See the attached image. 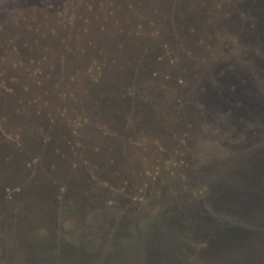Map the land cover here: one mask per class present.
I'll return each instance as SVG.
<instances>
[{"label": "rangeland", "instance_id": "1", "mask_svg": "<svg viewBox=\"0 0 264 264\" xmlns=\"http://www.w3.org/2000/svg\"><path fill=\"white\" fill-rule=\"evenodd\" d=\"M258 31L264 34V0H0V264H43L46 243L56 250L51 242L59 249L83 246L97 256L93 264H102L115 212L105 213L98 202L78 212L81 205L67 192L72 179L90 183L88 193L97 199L111 193V201L121 202L123 196L139 199L144 192V213L130 214L133 223L140 234L152 230L163 239L161 245L167 244L172 234L155 227L164 211L159 201L167 189L175 191L180 175H189L186 164H180L185 157L219 160V169L227 173L231 164L225 160L233 146L251 144L244 154L260 156L264 111L237 102L245 109L239 117L209 109L202 119L196 112L208 104L196 89L226 100L219 79L231 73L249 78L245 93L257 101L264 98V39ZM185 88L195 94L182 102L189 155H175L183 148L178 136L160 140L124 127L128 120L133 125L141 120L134 115L139 108L155 113L152 105L176 103ZM104 103L124 106L120 119L104 108L106 122L116 126L108 132L111 138L94 123L102 119L96 106ZM206 114L212 116L206 119ZM104 162L112 169L108 175ZM34 163L43 166L26 170ZM199 169L191 175L201 174ZM44 191L51 202L38 205L44 210L50 205L52 221L59 224L54 232L41 226L50 212L40 213L28 203ZM38 212L42 219L34 220L35 227L21 237L14 233L16 217ZM32 255L40 262H32ZM59 264L73 263L66 258Z\"/></svg>", "mask_w": 264, "mask_h": 264}, {"label": "trees", "instance_id": "2", "mask_svg": "<svg viewBox=\"0 0 264 264\" xmlns=\"http://www.w3.org/2000/svg\"><path fill=\"white\" fill-rule=\"evenodd\" d=\"M257 34L264 39L263 32L258 31ZM241 77L242 75L238 76L233 73L225 75L219 79V86L222 89L231 88V107L238 106V102L243 104L244 107L250 108L249 104H253V98L245 93V90L250 88L249 78L243 79ZM240 106L242 108L236 107V110L231 108V112L235 115H243L241 112L237 113L242 111L241 109L245 110L242 105ZM253 106L255 105L253 104ZM241 158L242 164H245L246 167L247 160L244 157ZM69 194L75 200L86 195L83 190L79 189H71ZM165 197L159 202L164 204ZM186 203L175 208L172 213L165 212L166 209L163 206L164 211H161V217L156 220L155 227L158 229L165 227L172 234L171 240H168L165 245H161L163 239L155 236L156 232L152 230L146 235L137 232L138 228L136 229V225L133 223L134 218L132 219L130 214L137 212L140 216L144 213L143 207H141L142 212L140 213V205L138 207L122 208L121 204L117 205L113 201L108 203L107 206L101 205L104 207L105 213L108 210L115 212V218L108 224L110 226L106 229L108 230L107 234H110L106 238L109 247L101 255L99 263L230 264L227 261L231 260V264H264V225L250 224V221L249 223L231 222V224H227L226 220L220 219L219 221L211 216L212 212L206 209L211 206H194ZM92 206L94 205H81L82 209L78 208V212ZM70 208L72 209L73 206ZM213 209H216V207ZM219 209L222 211L229 210V212L232 210L226 206ZM246 209L245 206L234 208L238 214L243 213ZM258 210V207L252 208L254 212ZM225 213L223 212L222 215H225ZM43 220L41 226H47L48 230L52 229L53 232L57 230L58 222L49 220L48 217H44ZM33 222L16 224L18 233L25 232L26 228L28 232L30 227H35L37 221ZM51 243L55 244L56 250L48 247V243H46L42 249L44 254L40 255L43 258L41 261L43 264H59L64 262L66 258H68V262L73 264H90L97 258L94 253L90 254L83 250V246L59 249L57 242ZM175 258L180 263L174 262ZM31 260L36 263L40 258L32 255Z\"/></svg>", "mask_w": 264, "mask_h": 264}, {"label": "flooded vegetation", "instance_id": "3", "mask_svg": "<svg viewBox=\"0 0 264 264\" xmlns=\"http://www.w3.org/2000/svg\"><path fill=\"white\" fill-rule=\"evenodd\" d=\"M261 76H264V69L261 72ZM202 88L196 89V91L199 93L196 95L200 96L202 101H206L208 104L204 105V108H196V112L198 113L199 117L204 116V112L212 110L213 112H228L229 114L231 113V88L228 87L227 93H225L228 97V99L224 100V98H217V95L213 94L212 92L210 93H202L201 92ZM166 95V101L170 100L171 94H169V90H165ZM193 95H195L192 90L190 89H182L181 93H178V98H176L175 101L176 103H158L152 105L153 107L157 108V111H153L155 113H151L150 110H144L142 108H139L137 110L138 113H134V115L138 114L141 117V120L135 119L136 122L133 125V121H127L126 125L124 126L127 130L136 129V130H141L143 129L144 131H148L150 134V137L156 138L162 140V138L168 137L170 140L176 138L177 136L179 137L180 141L183 143V148L179 152L175 151V155H178L180 153V156L182 157L183 155H189L190 152L188 150V147H190V144L188 143V130L187 127L189 125H183L182 120L187 124V120L185 119L184 115V104L182 103L183 101L187 100L189 96L193 98ZM203 96H206L204 99ZM249 97H253V104L255 106H258L259 112L264 111V106L262 104L264 103V98L260 99L257 101L256 96H253V94L248 95ZM172 101V100H171ZM230 102V103H229ZM213 104L214 106L216 105L217 109H213ZM253 104H249L251 108L255 107ZM109 108L110 113L116 112V118L120 119L122 116V113L124 112V106L120 104H101L97 105L96 108L99 109L101 113V118L100 120H94V123L96 122L97 126H102L101 129H98L100 131H103L106 136L108 135V132L110 129L112 131L113 128L116 126L113 125L114 123L106 122V114L104 111H106L104 108ZM208 107V108H207ZM210 109V110H209ZM193 109H191L192 111ZM205 110V111H204ZM118 111V113H117ZM147 112V113H146ZM160 112L163 113V116L160 115ZM258 112V111H256ZM258 112V113H259ZM203 114V116H202ZM210 114H206V119H208ZM236 116V115H235ZM238 117L241 116V114L237 115ZM165 118V119H163ZM138 120V121H137ZM165 120V121H163ZM233 127H238L241 128L242 126L240 125H234L231 124ZM109 128V129H108ZM123 128V130H125ZM186 128V129H185ZM240 131V130H239ZM120 133V132H119ZM46 132H44L43 136H40L37 134L41 142L43 141L44 138H46ZM55 134V132H54ZM112 135H108L107 138H111ZM115 139H119L117 135H114ZM9 140H12V138H8ZM55 140V139H54ZM120 140V139H119ZM262 141V140H261ZM260 141V142H261ZM37 142V141H36ZM116 143H118V140H115ZM259 142V141H258ZM43 143V142H42ZM104 144L108 147V142H104ZM251 146L246 144L245 142H242L240 144H237L233 146V154L229 156H226V163L229 162L231 164V172L228 171L222 172L219 169V160L212 161L210 163L201 161L197 162L198 159L196 160H187L185 157L180 164H186L187 166V171L189 170V175L186 173L183 177L180 175L178 177L179 184L177 183V187L174 189L175 191L168 190L166 191V197L164 199V207L166 209L165 212L167 213H172V211H175V208L178 206H183L186 202V204H193L194 206H211V207H216L215 211H213L211 216L213 218H216V220L223 219L225 220V216L227 215H221L219 213V208L221 207H228L231 208L232 210L229 212V210H225L223 212H226L225 214H230L231 216H227L231 219V222H241V223H249L250 224H255V225H264V142H262L260 148L256 149V151L259 152L260 156H256V154H253L251 156L245 155L248 151L250 152L252 149L249 147ZM228 147H231L228 145ZM254 150V149H253ZM30 152V150H28ZM246 152V153H245ZM245 153V154H244ZM106 154V152H105ZM241 157H244L247 160V164L245 167V164L243 165L241 162ZM201 159V158H200ZM224 162V160H223ZM105 164V169H104V175H108L111 173L110 169L107 170L108 164L104 162ZM107 164V166H106ZM177 163L175 162L174 165ZM42 163H34L30 164L29 166L26 167V170L32 172V171H37L38 168H42ZM200 166V173L201 174H193L191 175V171L193 170L194 167ZM112 170V169H111ZM231 175V177H230ZM189 176L190 180H187L186 177ZM253 177L254 179H250ZM231 178V180H230ZM83 180V179H82ZM52 182H54V176L51 179ZM230 181V183H227ZM90 183L88 185V182L85 180L82 181V183L78 184L76 183V180H70L68 183V190L71 189H79L83 190L86 195L81 197L78 200H74L75 202L79 203L80 205H97L98 203L102 204L103 206H107L108 203H111V193L106 194V198L104 199H97L94 197H91L90 194L88 193L89 188H90ZM154 186V184H152ZM24 188V187H22ZM17 193L15 196H20L21 192V186L16 190ZM25 191V188H24ZM150 191V188L148 189ZM127 192V191H126ZM117 194L120 195H126L128 196L129 194L125 193L124 191H116ZM165 193V192H164ZM42 194V195H41ZM37 193L32 196V200H29V206H36L40 213L41 211H45L49 218V220H54L51 216L52 211L49 208L50 205H46V210H44L43 206L39 207L38 204H45V203H50L49 198L45 195L47 193L44 191L43 193ZM121 199L120 201L113 200L114 203L121 204L122 208H127L130 206L138 207L140 204H143L146 201V194L143 192L142 196L139 199L136 198H131V197H125ZM12 198V197H11ZM10 198V199H11ZM41 200V201H40ZM110 201V202H109ZM98 202V203H97ZM120 202V203H119ZM99 204V205H100ZM248 204V205H247ZM247 205V206H246ZM239 206H245L247 207L246 211H244L241 214H238L237 211L234 210V208L239 207ZM48 207V208H47ZM258 207L259 210L252 213L251 209ZM42 208V209H41ZM221 211V210H220ZM248 214H251L247 216ZM12 215V214H11ZM27 215V214H26ZM53 215V214H52ZM244 215V216H243ZM27 218V219H26ZM113 218H115L113 216ZM19 219V220H18ZM42 217L39 216V212L37 213L36 217L32 216H21V217H16V219L12 222L8 223L9 226L14 225L13 227L16 226V224H25L27 222H32V221H40ZM18 220V221H17ZM12 224V225H11ZM18 233L17 228H15V232ZM25 235L26 233H18V236L21 237V235ZM2 262V260L0 259Z\"/></svg>", "mask_w": 264, "mask_h": 264}]
</instances>
